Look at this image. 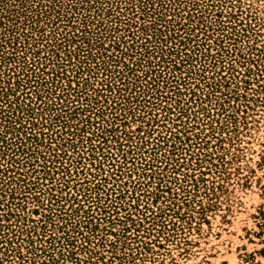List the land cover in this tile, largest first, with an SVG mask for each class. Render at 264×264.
<instances>
[{
	"label": "rangeland",
	"instance_id": "rangeland-1",
	"mask_svg": "<svg viewBox=\"0 0 264 264\" xmlns=\"http://www.w3.org/2000/svg\"><path fill=\"white\" fill-rule=\"evenodd\" d=\"M0 264H264V0H0Z\"/></svg>",
	"mask_w": 264,
	"mask_h": 264
}]
</instances>
